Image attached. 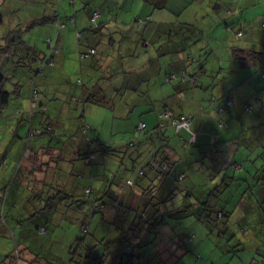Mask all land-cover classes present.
<instances>
[{
	"label": "rangeland",
	"instance_id": "1",
	"mask_svg": "<svg viewBox=\"0 0 264 264\" xmlns=\"http://www.w3.org/2000/svg\"><path fill=\"white\" fill-rule=\"evenodd\" d=\"M91 1L93 6L96 0H76L74 5L71 0H7L6 3L0 0V17L4 16L3 21L0 23V43L10 30L19 28L18 30L23 31L19 39L28 47L27 49H22V51H16L13 56L14 59H10V62H8L11 67L3 70L4 74L11 78L6 83V90L10 92L15 90L18 92L16 94H20V96L16 98V94L12 93L10 106L14 109L9 107L10 109L7 108L4 111L5 116L4 112L0 115V169L9 173L8 179L4 182L3 174L0 175V192L6 185L8 187L9 182L11 183L14 180L13 184L8 187V191H6L5 199L3 200V196L0 198V264L5 258L14 255L16 249L22 251L24 248L28 249L30 254H35L36 264H49L54 261L61 264H117L124 254L130 255L132 252L130 243L133 239L130 242V240L126 241L124 238L129 237L135 218L138 219L144 212L151 214L152 205H159L161 202V211H166L167 207H172L173 205L178 207L181 204L183 206L184 203L185 206L187 204L185 202L187 199H184L186 195L181 191L184 187L175 181H173V190H171L173 191L172 201H168L170 196L168 194L165 195L163 190L160 197L148 200L146 205L151 204L149 205L150 208L146 207L147 209L149 208L148 210H144L145 204L143 206L140 201H137V208L136 206L130 207L133 211L129 212L127 219L121 217L117 220H109V217L116 216V213L109 210L94 213L92 202L88 201L84 196L83 186L91 183L89 182L90 171L93 170V176L96 179L93 186L96 189L95 197L99 199L102 194L97 191L102 185L116 194L118 192L116 189L118 182H126L128 179H132L138 183L143 179V177L139 176L142 170L150 176L148 164L156 154V150L150 146V142L141 140L149 135L147 129L140 132L139 136L137 133L136 136V131H140L139 128H136L137 121L140 119V107L137 108V103L133 100L131 101V97L133 98L131 94L137 97V86L133 84L137 83V74L121 73L122 70L118 62L114 63L110 71V73L119 72L117 81L114 84L107 79L101 81L107 101L102 102V105L96 103L94 106H90L86 111V117L83 116V104L80 99H76V96H80L78 91L81 93L82 87H86L88 81L86 78L81 81L77 73L82 69L80 63H85L86 59H81V61H84L80 62V41H78L76 35L75 24H72L73 21L70 17L78 14V17L82 18L83 21L79 22V25H82L83 28L79 30L87 39L84 42L89 41L93 46L101 48L102 46L95 42L97 38H92L96 36L99 38L101 35L96 33V31L91 34L89 32L92 27L89 18L90 12H88ZM105 1L97 0L95 6H101L100 4L103 5ZM120 1H122L120 8H118L117 4L111 3L108 14L109 20L117 22L116 31L124 33L125 30L129 29L136 33L137 29V38L140 40L139 38L142 39L143 32H139L138 26H141V29L151 26L156 28L158 26L160 22L158 16H160L161 10L152 8L150 4L144 5L141 0ZM211 1L215 2V0H195L196 4H203L204 6L200 11L198 7L196 8L195 12H200V14L195 22H202L205 15L212 14V10L204 11L205 4L212 3ZM222 1L228 3L231 0ZM167 2V8L163 12L166 15L164 18H168L171 26H176L177 30L173 37H169V35L165 37L164 44L170 47H185L187 46L185 45L186 42L193 43L191 52L199 57L201 49L199 44L205 38L190 33L187 31L189 27L183 24V20L189 16L192 10L187 9L184 16L183 6L178 4L177 0H168ZM195 5L191 3L192 9L195 8ZM63 6H67L68 10H65ZM57 11L61 13V16L63 14V18H58L57 22L33 24L42 20L44 16H54ZM65 12L67 17H65ZM68 12H71V14ZM136 16L137 22L132 20ZM138 19H141V22ZM130 23L133 25H130ZM140 23L144 25H140ZM27 27L29 28L27 29ZM56 27L60 31L63 30L61 38H59L57 30H53ZM232 27L237 28L235 26ZM22 28L24 29L22 30ZM194 30L196 34L197 30ZM113 38H116V36H113ZM169 38L172 41H168ZM184 38L185 41H183ZM105 39L108 43L110 42L109 40H112L111 37H105ZM118 39L116 38L115 40ZM209 40L207 42L211 44ZM112 47L111 51L116 53V58H119L117 45H112ZM211 47H209V50H211ZM213 53L215 54L214 51ZM203 54H207L206 51H203ZM51 55H56L55 63L52 64L56 70L52 73V78L49 81V83H52L47 86L48 91L45 93L43 86L40 85L45 82L44 79H41L39 75L36 78H31L29 73L31 68L36 72L44 68L45 72V69L50 67L45 64V60ZM59 57L64 60L65 68H62V63H59ZM218 58V54L212 57L213 60ZM207 60L208 57L206 60L202 58L200 65ZM212 64V60L206 62V69H212L214 66ZM214 70L220 71L219 67ZM83 71L86 72L87 69ZM44 72L40 74L42 77ZM104 72H106L105 69H96L98 77H102ZM33 85H36L41 93L40 100L45 103L48 102V108L46 105L41 107L40 105L43 103L39 105L40 107H37V104H35V107L31 105L32 109H30L29 114H35L40 119L41 115L56 114L59 111L58 107H62L63 109L60 110L62 114L59 115L56 121L59 124L57 128H60L61 131L63 130L64 135L62 138L60 131H57L55 127V135L43 134L40 136L41 134L38 130H33L29 135L30 141L32 140V147L35 141H44L47 138L55 141L62 139L64 142L74 140L77 131L76 123H79L78 130L82 128L83 131L84 126L86 130L83 133V137L80 136L81 134L79 135L78 141H81L78 142V146L81 143L79 148H86L84 139L88 138L93 143L91 150L96 152L91 168L86 167L80 157L61 160L55 171L60 176L66 174L63 179L60 181V178L56 176L55 181H53L51 176L47 178L43 176L41 180L39 177V183L31 180V185L37 187L35 191L28 188L22 181L20 172L15 174V167L10 169L11 163L7 165L2 163V158L5 155L12 159L11 156L13 154L11 155L9 152L10 150L11 152L15 150L16 146V144H13L12 149H7L5 143L7 140H15L16 142L29 138L24 137V130L23 132H14L11 121L13 124L18 123L22 113L28 111V107L26 109L22 107L23 110L19 113L15 109V104L21 101L29 103ZM213 89L209 90L208 95L217 92L215 89L213 91ZM26 94H28V98ZM118 97L122 102L121 104L118 102ZM122 97L124 98L122 99ZM94 98L98 99L95 95ZM218 98L220 99L217 100ZM218 98L215 99L216 103H219L222 99L226 101V96ZM115 103L117 104L116 108H113ZM254 109H257V106ZM12 114L15 117H10ZM3 116L4 118H1ZM54 116H58V114ZM9 118L11 121L6 124ZM249 119L252 120V129H250L248 120L245 119V121L242 116L238 115L236 117L234 114H222L216 120L217 128H214L215 135L221 137L220 141L212 142L210 143L212 146L208 145L200 149H198V143L191 144L188 139L185 141L186 153L192 154L193 157L190 159V166L184 164L181 168L189 171V174L192 171L196 173L198 171L196 168H199V166L206 170L212 167L213 170V174H206L210 182H203L206 175H203V170H199L203 176H200L201 180H197L196 187L192 193L196 200L201 201L206 198V195L212 194L213 196H209L211 198L209 203L210 207H212L211 210L216 205L221 209L230 207L232 209V219L229 229L225 232L223 228L225 225L207 223L204 218L198 219L194 215L181 219L167 217L164 221L166 227H162L159 230L160 234H158L155 246H147L144 248L145 252L152 253L156 247H165L174 239L176 242L172 244L175 246L174 251H179L177 256H182V251L185 252L178 264H264V227L255 226V223L242 222L243 209L240 207L239 200L244 198L248 202L254 201L257 208L255 216L257 217L259 214L258 217L261 215L264 217V202L260 200L259 193L261 188L257 187L258 181L256 178V175L261 177V173H264V165L259 160L264 148H261V145H259L260 141L253 134V131L258 130L256 128L258 117L251 115ZM260 123L264 124V117H260ZM237 124H243L245 130L242 131L240 129L237 132ZM88 125H91L92 128L87 129ZM128 133L132 137H137L134 140L136 143L135 148H130L128 145L129 138L120 142ZM241 135L253 137V139H241ZM26 136H28V133ZM245 140H247L246 143ZM99 141L104 142L103 146ZM115 141L120 142L118 147H112L111 144ZM257 145L260 147L256 149L255 146ZM107 148L113 149V152H108ZM255 150H257L256 153ZM183 153L185 156V152ZM201 158H203V163L200 160ZM52 160L58 162L57 158H52ZM262 163L264 164V161ZM250 171L253 172L251 175ZM226 172L240 180L238 179L234 184L232 183L227 190H222L221 187L216 188L221 176L226 174ZM115 180L116 183L113 186L112 183ZM73 182L76 185L74 190L70 192L69 186ZM182 185L185 186V182H182ZM248 186L252 187V191H249ZM123 195L125 194L122 193L121 197ZM257 200H259L260 204H257ZM3 201L4 206L2 207ZM105 201L111 202L109 198H106ZM138 207L141 210L136 214L135 210ZM258 207L262 208V210ZM196 208L199 210V207ZM86 227H89L88 234L84 233V228ZM42 228L46 230L45 236L40 234ZM151 236L154 242L153 234ZM132 237L131 235L130 238ZM23 253L24 251H22L21 257L27 260L26 253ZM129 255L125 259H128Z\"/></svg>",
	"mask_w": 264,
	"mask_h": 264
},
{
	"label": "crops",
	"instance_id": "2",
	"mask_svg": "<svg viewBox=\"0 0 264 264\" xmlns=\"http://www.w3.org/2000/svg\"><path fill=\"white\" fill-rule=\"evenodd\" d=\"M6 1L7 0H3V3H6ZM167 1L168 0H141L144 5L150 4L152 8L161 10L160 16H158L160 22L156 28L151 26L141 29V26H138L139 32H143L142 39L139 38L142 42L137 38V29L136 33L129 29L125 30L124 33H120L115 30L117 29V22L109 20L108 14L110 12L111 3L117 4L118 8H120L122 1L106 0L103 5L100 4L101 6H95L97 0L94 1L93 6L92 1L90 2L92 9H88V12H90L89 18L91 19L92 10L97 11L100 15L99 20L101 24L100 29L96 30V33H99L101 37L98 38V36H96L92 38H97L95 42L102 47L93 46L89 41L84 42L87 39L81 34L82 39L79 42V50H85L88 48L95 49L96 55L86 59L85 63H80L82 69H87V71L84 72L81 69L77 74L81 78V81H83V78H86L88 82L86 83V87H82L81 93L78 91L80 96H76V99L81 100L84 107L83 116L86 117V111L90 106H94L96 103L102 105V102L107 101V97L103 93L101 81L107 79L113 84L117 81L119 72L110 73L115 62H118L119 67L122 70H120L121 73H128L130 75L137 74V83H133L137 86V97L131 94L133 96V98L131 97V101L133 100L137 103V108L140 107V119L137 121V126L141 123L146 124V129L150 133L156 130L160 124L164 123L165 126L163 127V130L160 131V136L158 139H155L154 142H150V146L154 149H156V146L164 147L159 151V154L170 159V162L175 163L177 172L186 176L184 181L185 186H182L184 188H182L181 191L187 195L194 191L197 180H201L200 176L202 174L199 170H203V175L205 176L206 174H213L212 167L207 170L205 168L203 169L201 166H199V168L195 167L198 171L196 173L192 171L190 174L189 171L183 170L181 167L184 164L190 166V159L193 157L192 154L189 155L186 153L187 151L185 147V141L187 139L189 140L190 134L186 131H179L178 133L169 120L160 121L159 117L167 110L172 111L177 116H191V130L198 134L197 146L199 148L196 147L200 149L211 145L210 143L212 142L220 141L219 139L221 137L214 133V128H217L216 120L218 119V116L222 114H234L236 117L238 115L240 117L242 116L244 120H248L247 122L250 129H252V120L249 119V117L251 118V115H255L259 119L256 125L258 130L253 131V134L256 135V138L260 141L259 145H261V148H264V124L260 123V117H264V0H231L228 3H225L222 0H215V2L211 1L212 3L205 4L204 11L212 10V14H207L204 18L202 17L203 21L199 23L195 21L199 18L200 12L195 11L197 7L200 11L201 8L204 7L203 4L198 5L195 3V0H177V3L183 6L184 16L186 15L185 12L187 9L192 10L190 11L189 16L185 17V20H183V24L189 27V29L187 28V31L205 38L203 42H200L199 44L201 48L199 57L197 54H192L191 52V45L193 43L186 42L185 45L187 46L185 47H170L164 44L165 37L168 35L169 37H173L177 30L176 26H171L168 18H164L166 15H164L163 12L167 8ZM191 3H194V5L196 4L195 8L192 9ZM63 7L65 10H68L67 6ZM68 13L71 14V12ZM50 17L61 19L63 18V14L61 16V13L57 11L54 16ZM65 17H67L66 12ZM73 17L76 20L75 30L77 35V33H81L79 29H83L82 25H79L82 18L80 19L78 14ZM70 18L72 20V16ZM132 20L137 22V16ZM138 20L141 22V19ZM130 25L133 24L130 23ZM140 25L144 24L140 23ZM194 29L197 30L196 34ZM53 30H57L59 38H61L63 30L60 31L57 27ZM89 32L90 34L92 33V31ZM113 36H116V38L119 39L115 40L116 38H113ZM105 37H111L112 40H109L110 42L108 43ZM170 39L171 38H169L168 41H172ZM208 39H210L209 41L211 44L207 42ZM183 41H185V38ZM115 44L118 47L117 55L120 56L119 58H116V53L111 51L113 48L112 45ZM210 46H212L211 50H209ZM203 51H206L207 54L204 55ZM216 54L219 55V58L213 60L212 57ZM207 57L208 60L200 65L202 58L203 60H206ZM210 60L213 61L214 66L212 69H206V62ZM83 61L80 60V62ZM59 63H62V68H65L66 64L61 57H59ZM218 67L220 71H215L214 69H217ZM96 69H105L106 72H104L102 77H98ZM45 70L46 71L44 72L43 69L44 76L42 77L40 74L39 76L45 81L40 85L43 86L44 91H46L45 93H47V86L52 83H49V81L56 68L50 66ZM171 77H174V79L172 80ZM211 88H214L217 92L208 95ZM92 92L96 94H93ZM94 95L98 97V99L94 98ZM39 96L36 103L37 107L43 103L40 106L42 107V105H46L48 108V102L45 103L43 100H40V92ZM225 96L227 102L222 99L219 103H216L215 99L218 97L224 98ZM26 97L28 98V94H26ZM124 97H122V99ZM117 99L121 104L122 102L119 100V97ZM219 99L220 98L217 100ZM230 99L233 101L232 106L227 104ZM252 103L254 104V108L257 106V109L253 108ZM16 104L15 109H17V111H21L23 108L26 109L27 107L29 109L27 112L22 113V117L18 119V123L16 124H13L10 118L7 119L6 124L11 121L14 132H23L24 130V137H29L30 129L39 128L40 125L46 121L50 122L55 128L59 127L56 119L62 114L60 111L63 109L62 107H58L59 111L56 114L49 116L41 115L39 119L35 114H29L30 109H32L30 106V100L29 103L21 101ZM116 105L117 104L115 103L113 108H116ZM134 106L136 107V105ZM9 107L12 108L10 105ZM9 107L8 109H10ZM128 107L130 108L129 105ZM57 114L58 116H54ZM4 116L1 118H4ZM10 117L13 118L15 116L12 114ZM76 126V138L69 142H64L62 139L55 141L47 138L44 141H35L32 147V140L29 141L28 138L16 142L15 140H7L5 142L7 149H12L13 144H16V146L14 148L15 150L12 152L10 150L9 152V154H13V156H11L12 159H10L8 155H5L2 158V163L4 165L11 163L10 169H14L15 167V174L19 173V169L22 166V171L20 172L22 174V181L28 186V188L34 191L37 190V187L31 185V180L39 183V177L41 180V177L43 176L45 178L51 176L53 181H55L57 176L61 181L66 174L60 176V174L57 175L55 171V169L58 168L60 161L68 160L72 157L79 158V151L84 150V148H79L81 143H79L78 146V142H81L78 141V138L80 134L82 135V132L81 129L78 130L79 123H76ZM87 128H92V126L88 125ZM240 129H242V131L245 130L243 124H237L236 131L238 132ZM58 130L63 138L64 131H61L60 128H57V131ZM27 133L28 136H26ZM130 137L132 136L128 133V135H126L125 138H122L120 142ZM240 138L247 140L253 139V137L250 138L249 136L242 135ZM141 140L144 142L146 137ZM247 140H245V143ZM120 142L115 141L111 145L112 147H117ZM29 144L32 148L33 156L29 161L24 162L23 165L20 166L22 154L26 147H29ZM259 145L255 146V148L257 149V147H260ZM183 152H185V156ZM256 152L257 150H255V153ZM262 153L263 154H260L259 160L261 161V164L264 165L262 163V161H264V151ZM6 157L8 160L5 163L4 160ZM52 158H57L58 162L52 160ZM200 160L202 163L204 162L203 158ZM90 173L89 182L93 179V170L90 171ZM249 173L251 175L253 172L250 171ZM2 174L4 176V182L8 179L9 173L7 171H1L0 169V175ZM261 174V177H257L256 175V178L258 181L257 187L261 188V192L259 193L260 200L264 202V173ZM207 178L206 175L203 182H205ZM140 182L143 186H146L148 183L147 180ZM75 185L76 183L74 182L70 184V192L74 190ZM87 185H84L83 187ZM248 188L249 191H252V187L248 186ZM105 189L106 188L102 185L97 192H101L103 195ZM163 190L165 195L168 194L172 197L173 191L171 190H173V183L171 177L165 181L162 191ZM162 191L160 193H162ZM119 194L121 196L122 192ZM139 194L140 193L137 195L139 196ZM125 195H127V193H125ZM138 196L137 201H139ZM119 200L121 201L122 198ZM123 200H125V198H123ZM239 200L240 207L243 209L242 222L255 223V226L258 225L263 228L264 217L261 214L260 217H258L259 214L257 215L258 218L255 216V213H257L255 202H248V200L244 198ZM257 202V204H260L259 200H257ZM133 203L134 202H132V204ZM228 208L231 210L230 207ZM258 208L262 210V208ZM111 219L112 217H109V220Z\"/></svg>",
	"mask_w": 264,
	"mask_h": 264
},
{
	"label": "trees",
	"instance_id": "3",
	"mask_svg": "<svg viewBox=\"0 0 264 264\" xmlns=\"http://www.w3.org/2000/svg\"><path fill=\"white\" fill-rule=\"evenodd\" d=\"M72 4L74 5L76 0H71ZM90 4V3H89ZM91 5V4H90ZM89 10H91V6H89L88 8ZM94 14H97L98 17L95 19L94 21ZM4 16L0 17V23L3 21ZM100 15L97 11L92 10L91 12V23H92V27L90 31H96L100 29V21H99ZM57 18L55 17H43L42 20L34 22L33 24H39V23H49V22H57ZM72 24L76 23V20L74 19V17H72ZM59 24V23H58ZM29 27H27L28 29ZM19 28L16 29H12L8 32V35L3 39V41L0 43V115L3 113V111H5L9 105H10V99L13 96V94L18 93L17 91L13 90L12 92L7 91L6 90V83L11 79L10 77H7L3 70H5L6 68H10L11 66L8 64V62H10V59L13 60V56L15 55L14 53L16 51H22V49H27L28 47L23 44V42L19 39L20 34L23 32L21 30H18ZM24 28H22L23 30ZM82 33H77V37H78V41H81L82 39ZM31 50V49H30ZM32 51V50H31ZM33 52V51H32ZM59 53V52H58ZM79 57L80 60L81 59H88L90 57H93L94 55H96V50L95 49H80L79 50ZM83 56V57H81ZM55 56L51 55L49 58H44V60L46 61L45 64H48L49 66H52V64L55 63ZM7 63V64H6ZM9 66V67H8ZM30 67V66H29ZM44 69V68H43ZM43 69L39 70L38 72L32 70H30V76L31 78H36L39 74L43 73ZM18 86V85H17ZM37 91V98L35 100H33V94L34 91ZM32 96L29 98L30 100V106L32 105V101H34L35 103H37L38 100V95H39V91L38 88L36 87V85L32 86V92H31ZM16 98H18L20 96V94H16L15 95ZM15 98V99H16ZM92 102V101H91ZM232 100L230 99L228 101V105L232 106ZM214 103V102H213ZM20 113V111H19ZM168 113L170 116L169 117H163L164 114ZM32 116V115H31ZM160 121L163 120H169L171 124H173V127L175 128V130L179 133V131H186L187 133L190 134L189 137V142L192 138V134H195V142L191 143V144H195L197 143V133H194L191 130V123H192V117L191 116H186V115H175L172 111H165L163 112L162 115H160ZM181 118H185L186 120L190 121V130H183L177 129V124L176 122L179 121ZM144 124V123H141ZM140 124V125H141ZM136 126V128H139V126ZM145 128L143 130L140 131H136V136L138 133V136L140 135V132L146 131V124ZM164 123L160 124V126L149 133V135L146 136V140L147 142H154L155 139H158V137L160 136V131L163 130L164 127ZM87 128V127H86ZM83 131L81 128V132H82V137L84 136L83 133L85 130V126L83 127ZM88 129V128H87ZM33 130H38L40 132V136H42L43 134H50V135H55L56 131L53 127V125L46 121L45 123L41 124L39 129H30L29 131V135L30 132H32ZM177 133V134H178ZM39 137V136H38ZM137 137H130L129 138V146L130 148H135L136 147V143L134 142V140ZM154 138V139H153ZM29 141H30V136H29ZM139 139H141L139 137ZM84 142L86 144V148L84 150L79 151V157L80 159H82V161L84 162V164L91 168L93 166L95 157H96V152L91 150V147L93 145V143L88 139H84ZM101 143V142H100ZM102 146L104 144L101 143ZM154 144V143H153ZM118 147V146H117ZM164 148L161 146H156V154L154 155V158H152V160L149 162L148 164V170L150 173V176H148L143 170L140 171L139 176L147 179V185L143 186L141 184L140 181H142L143 179H141L138 183L133 181L132 179H128L126 180V182H118L116 185V189L118 192H116V194H114L112 191H109L107 189L104 190L103 195L99 198L96 199L95 194H96V189L94 188V186L92 184H95L94 182H96V179H91V183L85 187H83V191H84V196L86 197V199L88 201L92 202V209L94 211V213H100L106 210H109L111 212L116 213L115 217H112L113 220H117L119 218H126L127 215L129 214V212L133 211L130 209V207L136 206L137 208V194H139L138 198L140 203L144 206V210H146V207H149L148 204V200H154L155 198L157 199V197H160V192L162 191L164 185H165V181L169 179V177H171L172 183L173 181H175L176 183H179L180 186L182 185V182L185 181L186 176L184 174H181L179 172H177L176 167H175V163L170 162V159H168L167 157H163L159 154V151ZM108 149V148H107ZM108 152H113V149L109 148ZM116 153V152H114ZM120 153V152H119ZM27 154H29L27 156ZM33 156V151L31 149V146L29 144V147H26L24 153L22 154V160L20 162V166L23 165L24 162L29 161L31 159V157ZM8 160V158L6 157L4 162L6 163ZM22 171V166L19 169V172ZM174 173V174H173ZM17 174V173H16ZM219 177V176H218ZM239 178H237L236 176H230L228 173L224 174L221 176V179L218 183V185L216 186V188L221 187L222 190H227L230 188L231 184L235 183ZM240 180V179H239ZM14 181V180H13ZM13 181L10 183L8 187L13 184ZM206 182H210V179L207 178ZM116 180L113 181L112 185L115 186ZM7 185L5 186V188H3L0 192V198H2L3 196V200L5 199L6 196V191H8V187ZM6 189V190H5ZM251 189V188H250ZM5 190V191H4ZM90 190V193H87V191ZM180 190V189H179ZM122 193H127V195H123L122 197L120 196L119 192ZM176 191V189H175ZM212 193V192H211ZM213 196L212 194H208L206 195V198L201 200H196V197L194 196V194L189 193L185 196L184 199H187L185 202L187 203L185 206L181 204L178 207H175L174 205L172 207H167L166 211H161L160 210V205H152V209H150L151 214H148L147 212H144L141 214V216L137 219L135 218V221L130 229L131 233L129 234V237L124 238L126 241L131 239L132 242L130 243L131 247H132V252L129 255L128 259L127 258V254H124L123 258L121 260H119V262L117 264H178L179 261L182 259V257L184 256L185 252L182 251V256H177V253L179 251H174L175 246H173L172 243L176 242L174 239L170 241L169 245L163 247H156L154 252H150L147 253L144 251V248H146L149 245H154L156 244V240L158 238V234L159 230H161L162 227H166L165 226V218H174V219H181V218H187L189 216H197L198 219L200 218H204V220L208 223H218L220 225H225L223 226L224 231L226 232L229 229V224L231 222V211L229 208L224 207V209L219 208L217 205L216 207H214L213 210L212 207H210L211 205L210 197ZM109 198L111 200V202H106L105 199ZM120 198H125V200H119ZM218 199V197H216ZM198 199V198H197ZM170 201L173 200L172 197H170L169 199ZM132 202H134L132 204ZM140 205V204H139ZM138 205V206H139ZM4 206V201L2 203V207ZM196 207H199V210H197ZM135 208V209H136ZM148 208V209H149ZM181 208H183V210H181ZM147 209V210H148ZM140 207H138L137 210H135V213L138 214V212H140ZM119 211H121L120 213H118ZM120 216V217H119ZM127 219V218H126ZM137 220V222H136ZM227 222V223H224ZM84 233L88 234L89 233V227L84 228ZM40 234L42 236H45L46 234V230H44V228H42V230L40 231ZM153 234L154 236V242H153V237L151 236ZM133 236L132 238H130V236ZM163 243V241H162ZM173 246V247H172ZM134 248V249H133ZM22 251H24V253H26V256L28 257L27 260L22 258ZM16 249L14 255H12L11 257H7L5 258V260L1 263V264H36V258H35V254L33 253H29L28 249ZM23 253V254H24ZM72 254V253H71ZM126 255V256H125ZM49 264H61L58 262H51Z\"/></svg>",
	"mask_w": 264,
	"mask_h": 264
},
{
	"label": "built area",
	"instance_id": "4",
	"mask_svg": "<svg viewBox=\"0 0 264 264\" xmlns=\"http://www.w3.org/2000/svg\"><path fill=\"white\" fill-rule=\"evenodd\" d=\"M98 17L97 14H94V21L95 19ZM83 57V56H81ZM171 79L173 80L174 77H171ZM184 79V78H183ZM33 100H35L37 98V91L35 90L34 91V94H33ZM35 102L32 101V105L33 107H35ZM170 115L168 113L164 114L163 117H169ZM177 124V129L180 130V129H183V130H187L189 131L190 130V121L189 120H186L185 118H181L179 121L176 122ZM145 128V125L144 124H141L139 126V130H143ZM195 134H192V138L190 140L191 143H194L195 142ZM87 193H90V190L87 191Z\"/></svg>",
	"mask_w": 264,
	"mask_h": 264
}]
</instances>
